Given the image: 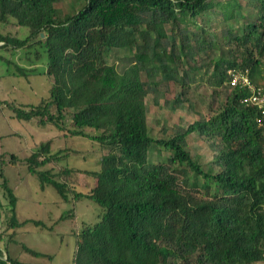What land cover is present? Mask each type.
<instances>
[{
    "label": "trees",
    "instance_id": "16d2710c",
    "mask_svg": "<svg viewBox=\"0 0 264 264\" xmlns=\"http://www.w3.org/2000/svg\"><path fill=\"white\" fill-rule=\"evenodd\" d=\"M61 1L0 0V25L13 21L25 31L0 32V49L25 48L28 63H39L50 81L49 95L37 104L2 100L0 109L49 123L59 136L87 137L101 150L98 167L74 168L62 164L71 150L52 151V139H45L23 160L41 188L51 186L62 201L86 199L100 208L96 220L74 232L72 264L264 261V116L241 102L245 88L231 87L227 73L264 70V0H251L253 16L243 13L240 0H71L78 7L65 15L56 10ZM211 16L225 23L217 34L203 25ZM233 19L240 26L229 23ZM112 48L132 54L121 72L106 57ZM0 60L11 62L2 54ZM15 69L27 75L26 66L15 63ZM195 84L207 90L201 94L206 112L169 131L162 126L171 133L154 137L147 96L155 104L164 99L172 110L192 109L185 90ZM191 134L208 140L207 169L187 149ZM17 163L14 152H0V206L6 197L12 212L0 232V264H42L8 254V226L42 223L16 220L4 168ZM79 173L93 177L87 190L76 187ZM66 216L76 218L74 206Z\"/></svg>",
    "mask_w": 264,
    "mask_h": 264
},
{
    "label": "rangeland",
    "instance_id": "374dc122",
    "mask_svg": "<svg viewBox=\"0 0 264 264\" xmlns=\"http://www.w3.org/2000/svg\"><path fill=\"white\" fill-rule=\"evenodd\" d=\"M71 0H62L57 3V12L64 15L72 12L78 7V4L69 5ZM242 11L246 15L253 16V4L251 0H240ZM75 3V2H74ZM212 17V16H211ZM214 18V17H212ZM202 19L203 25L208 29H213L217 34L219 28L224 26V22ZM200 20L199 18L197 19ZM229 23L235 27L240 26L241 22L231 20ZM236 23V24H235ZM0 32L10 33L22 36L25 31L16 26L13 21L5 25H0ZM25 48L12 49L1 48L0 54L11 62L7 64L0 60V101L5 100L18 105L37 104L38 101L49 95L50 81L41 74L36 64L30 65L29 58L26 56ZM31 60H35L33 55H29ZM107 59L114 63L117 70L121 72L132 61V54L124 48H112L106 52ZM15 63L26 66L27 75H19L15 71ZM200 76L201 72L198 73ZM252 79L255 83L264 85V70L260 67L258 74H253ZM191 97L194 105L192 109L188 107L169 109L167 101L159 99L158 104L153 103L152 95H148L146 100L149 104L147 113V124L150 133L154 137L169 135L172 125L180 122L187 125L198 117V112H206L208 100L202 98L201 94L206 93L202 85H193L185 90ZM182 119V121H180ZM165 126L167 133L160 131ZM0 152H14L21 163L17 165H6L4 173L8 185L12 188L15 200V216L18 222L25 220H40L41 224H35L27 221L23 224L8 226L6 231L11 234V241L8 243V254L11 257L19 256L21 261L26 263L35 262L42 264H72L74 256V232L81 227L82 222H93L97 219L100 208L97 204L86 199L77 202L62 201L56 191L51 186L41 188L35 175L27 171L23 160L29 154L30 148L34 143L40 140L52 139V151L67 146L71 153L68 159L63 160L62 164L69 167L80 169H94L98 167L97 159L101 153L99 146L95 141L83 136L63 137L59 136V130L47 123L38 125L34 119L24 121L15 118L9 109H0ZM187 149L191 155L207 169L211 163V150L208 146V140L205 136L191 134L188 136ZM164 154V153H162ZM151 160H156V152H152ZM75 176H71L74 178ZM75 179L78 190H87L91 184H94L93 177L86 174H77ZM0 206V232H2L9 223L11 210L6 207L7 199H2ZM74 206L76 218L70 219L64 217L71 213ZM22 245L33 250L51 255L45 259L41 256L30 255L22 252ZM21 251V252H20ZM257 264H264V261Z\"/></svg>",
    "mask_w": 264,
    "mask_h": 264
},
{
    "label": "built area",
    "instance_id": "2783aa9c",
    "mask_svg": "<svg viewBox=\"0 0 264 264\" xmlns=\"http://www.w3.org/2000/svg\"><path fill=\"white\" fill-rule=\"evenodd\" d=\"M227 73L230 86L247 89L248 93L243 97V101L258 105L264 115V88L251 82L247 70L230 68Z\"/></svg>",
    "mask_w": 264,
    "mask_h": 264
},
{
    "label": "clouds",
    "instance_id": "9594fccd",
    "mask_svg": "<svg viewBox=\"0 0 264 264\" xmlns=\"http://www.w3.org/2000/svg\"><path fill=\"white\" fill-rule=\"evenodd\" d=\"M235 68H237V67H235ZM237 69H239V68H237ZM243 70H247L248 71V74H249V77H250V80H251V82L254 84V85H257V86H261L262 88H264V85H261L260 83H255L254 81H253V79H252V76H251V73L249 72V70L248 69H243ZM229 83V82H228ZM230 85V84H229ZM232 87V86H231ZM235 88V87H234ZM237 88V87H236ZM245 91H246V93L241 97V102L242 103H245V104H250V105H252V106H254V107H257V108H260L258 105H256V104H252L251 102H244L243 101V97L248 93V91H247V89L245 88ZM264 116V115H263Z\"/></svg>",
    "mask_w": 264,
    "mask_h": 264
}]
</instances>
